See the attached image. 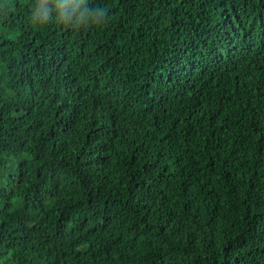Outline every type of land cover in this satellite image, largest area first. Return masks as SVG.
Masks as SVG:
<instances>
[{"label":"trees","instance_id":"trees-1","mask_svg":"<svg viewBox=\"0 0 264 264\" xmlns=\"http://www.w3.org/2000/svg\"><path fill=\"white\" fill-rule=\"evenodd\" d=\"M0 264H264V0H0Z\"/></svg>","mask_w":264,"mask_h":264},{"label":"rangeland","instance_id":"rangeland-1","mask_svg":"<svg viewBox=\"0 0 264 264\" xmlns=\"http://www.w3.org/2000/svg\"><path fill=\"white\" fill-rule=\"evenodd\" d=\"M60 229H61V230H64V229H65V227H64V226H61V227H60Z\"/></svg>","mask_w":264,"mask_h":264}]
</instances>
